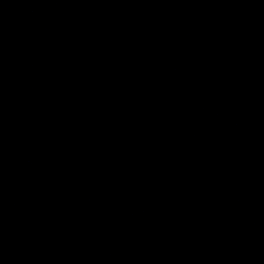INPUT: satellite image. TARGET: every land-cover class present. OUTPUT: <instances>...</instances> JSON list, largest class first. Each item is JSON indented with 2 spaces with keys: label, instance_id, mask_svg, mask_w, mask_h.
<instances>
[{
  "label": "water",
  "instance_id": "water-1",
  "mask_svg": "<svg viewBox=\"0 0 264 264\" xmlns=\"http://www.w3.org/2000/svg\"><path fill=\"white\" fill-rule=\"evenodd\" d=\"M0 264H264V0H0Z\"/></svg>",
  "mask_w": 264,
  "mask_h": 264
}]
</instances>
